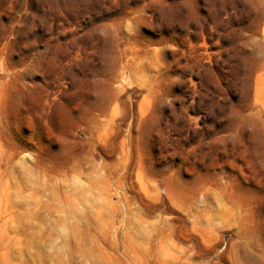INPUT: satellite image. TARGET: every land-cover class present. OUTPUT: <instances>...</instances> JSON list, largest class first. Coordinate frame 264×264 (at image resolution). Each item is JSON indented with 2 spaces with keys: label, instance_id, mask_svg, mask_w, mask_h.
Masks as SVG:
<instances>
[{
  "label": "rangeland",
  "instance_id": "374dc122",
  "mask_svg": "<svg viewBox=\"0 0 264 264\" xmlns=\"http://www.w3.org/2000/svg\"><path fill=\"white\" fill-rule=\"evenodd\" d=\"M262 214L264 0H0V264H264Z\"/></svg>",
  "mask_w": 264,
  "mask_h": 264
},
{
  "label": "snow or ice",
  "instance_id": "6c2138e0",
  "mask_svg": "<svg viewBox=\"0 0 264 264\" xmlns=\"http://www.w3.org/2000/svg\"><path fill=\"white\" fill-rule=\"evenodd\" d=\"M116 6H121V0H112ZM131 195L136 199L141 200L144 214L151 217L154 213L163 211L165 204L153 205L145 202L136 192L135 188L132 189ZM171 211V209H169ZM262 223H264V214L261 217ZM182 243H187L186 249L187 258L191 260V264H204L205 261L212 260L215 264H226L225 255L223 253V246L217 241L214 236H203L199 234L189 235L186 240H182Z\"/></svg>",
  "mask_w": 264,
  "mask_h": 264
}]
</instances>
